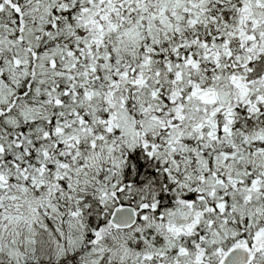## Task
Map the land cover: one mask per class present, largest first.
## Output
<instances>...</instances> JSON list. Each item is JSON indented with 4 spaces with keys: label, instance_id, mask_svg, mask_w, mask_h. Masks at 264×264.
Instances as JSON below:
<instances>
[{
    "label": "snow or ice",
    "instance_id": "1",
    "mask_svg": "<svg viewBox=\"0 0 264 264\" xmlns=\"http://www.w3.org/2000/svg\"><path fill=\"white\" fill-rule=\"evenodd\" d=\"M0 264H264V0H0Z\"/></svg>",
    "mask_w": 264,
    "mask_h": 264
}]
</instances>
